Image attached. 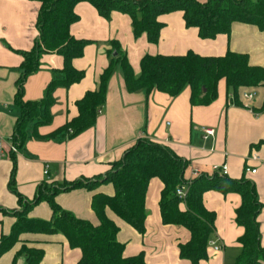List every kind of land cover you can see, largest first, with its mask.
I'll return each instance as SVG.
<instances>
[{
	"label": "crops",
	"instance_id": "crops-1",
	"mask_svg": "<svg viewBox=\"0 0 264 264\" xmlns=\"http://www.w3.org/2000/svg\"><path fill=\"white\" fill-rule=\"evenodd\" d=\"M204 3L206 0H198ZM40 3L34 0H0V240L10 235L20 212V196L26 204L34 200L43 185H62L79 179L95 180L107 174L125 152L139 139H150L172 149L189 162L185 178L193 173L213 176L226 165L228 177L240 180L244 175L257 190L262 209L258 215L261 246L264 248V87L239 88L237 97L221 80L218 98L208 106H193L189 87L176 97L153 90L130 92L120 65H116L108 80L106 102L98 110L95 124L74 135L60 132L66 124L78 117L77 102L89 92L98 89L100 79L113 59V44L117 43L125 55L134 75L141 74V60L146 55H185L193 51L201 56L221 57L228 52L247 54L252 66L264 68V31L254 25L236 23L230 35L215 39H201L196 28H186L181 12L159 17L164 24L158 44H151L147 34L135 38L131 18L127 14L112 12L108 19L99 15L87 2L79 3L75 13L79 20L71 26V35L89 41L82 58L73 66L84 71V78L70 87L57 86L52 91L53 105L49 107L48 123L36 120L27 126L24 147L13 153L16 121L21 114L15 104L17 82L22 75L24 52L33 49L39 37L37 21ZM39 70L30 75L23 87L24 101L44 100L51 82L62 80L64 58L57 54H44ZM253 98H249V95ZM238 101V104L235 103ZM101 111V113H99ZM203 127H212L216 134L204 139ZM257 153L259 159L252 160ZM14 189L9 183L14 167ZM255 169L256 173L245 172ZM163 184L152 179L146 196L145 234L118 218L110 209L106 215L119 227L117 240L125 245L124 256L144 253L146 264H192L179 256V245L191 236L180 226L164 225L159 202ZM113 195L111 184H99L95 190L75 189L61 192L55 203L76 218L99 224L92 208L95 194ZM206 210L215 213V231L207 248V259L199 264H235L241 254L239 239L245 229L236 222V212L242 205L239 194L208 191L203 195ZM182 210L186 206L182 204ZM52 210L41 202L28 209L27 218L50 221ZM210 242H216V251ZM44 251L40 264H79L82 253L72 249L61 234L23 233L14 246L0 256V264H28L21 250Z\"/></svg>",
	"mask_w": 264,
	"mask_h": 264
},
{
	"label": "trees",
	"instance_id": "trees-1",
	"mask_svg": "<svg viewBox=\"0 0 264 264\" xmlns=\"http://www.w3.org/2000/svg\"><path fill=\"white\" fill-rule=\"evenodd\" d=\"M40 3L37 21L39 37L33 49L24 52L21 66L22 75L17 82L15 104L21 114L16 121L13 145L18 150L24 147L27 140V126L35 123L40 112L50 121L48 109L53 105L52 91L57 86L70 87L80 82L84 71L74 68L73 61L82 58L89 41L78 40L71 33V26L79 17L75 7L79 3H90L103 18L108 19L112 12L127 14L132 21L135 38L147 34L151 44H158L164 24L159 17L174 12H181L186 28H196L201 39H215L218 35H230L236 23L254 25L264 31V0H34ZM116 51L117 57L112 60L100 79L99 87L87 93L77 102L79 115L66 124L60 132L71 131L78 135L92 127L98 110L106 102L108 80L115 66L120 65L126 87L130 92L153 90L171 97L179 95L184 88L191 91L193 106H208L218 98V86L225 80L229 89L237 97L239 88L264 87V68L252 66L247 54L228 52L221 57L201 56L189 51L185 55H146L141 60V74L136 77L125 55H121L117 43L113 44L111 54ZM44 54H57L64 58L63 79L50 83L45 98L39 102L24 101L23 87L26 79L36 73L41 66ZM238 104V101H235ZM44 104V105H43ZM264 109V103H263ZM264 143V140L261 144ZM12 170L9 186L13 193L16 164ZM189 162L179 157L172 149L150 139H139L128 149L123 158L100 179H79L39 188L35 198L28 204L31 208L46 202L52 210L50 221H38L27 218V212L16 213L17 221L10 235L0 240V256L10 250L23 233L61 234L72 249L82 253L79 264H146L144 253L125 257V245L117 240L119 227L106 215L110 209L140 235L145 234L146 196L152 179H159L163 184L159 202L164 225L180 226L190 233V240L179 245V256L192 264H199L207 259V248L211 235L215 231V213L206 210L203 195L208 191L222 194L237 193L242 198V205L236 212V222L245 229L239 239L241 254L235 264H264V248L261 246L260 224L258 215L262 204L258 200L255 184L245 175L240 180L228 176L200 175L187 180L185 172ZM246 172V169H245ZM97 183L111 184L114 194L109 196L98 193L93 196L92 208L99 219L95 225L90 221L76 218L72 213L62 210L55 203V196L61 192L75 189L93 191ZM48 188V187H47ZM179 188L186 189V198L177 196ZM19 204L23 202L18 196ZM186 206L185 210L181 205ZM21 254L26 256L28 264H40L44 251L24 247Z\"/></svg>",
	"mask_w": 264,
	"mask_h": 264
},
{
	"label": "built area",
	"instance_id": "built-area-1",
	"mask_svg": "<svg viewBox=\"0 0 264 264\" xmlns=\"http://www.w3.org/2000/svg\"><path fill=\"white\" fill-rule=\"evenodd\" d=\"M249 98H253V95H249L248 96ZM99 113H101V111H99ZM202 134H203V138L204 139H208V138H213L216 134V131L214 128L212 127H203L202 128ZM10 151L13 152V153H17L18 149L16 148L15 145H12L11 148H10ZM252 160H258L259 157H258V154L257 153H254L251 158ZM247 172H251L252 174H255L256 173V170L255 169H250V168H247L246 170ZM216 174H218L219 176H227L228 175V169H227V166L226 165H223L221 167H219L216 171H215ZM201 174L199 173V171H195L193 173V177L192 179H196L200 176ZM177 196L181 199V200H184L186 198V189L185 188H179L178 191H177ZM210 246H212L216 251L220 250V247L217 245L216 242H210Z\"/></svg>",
	"mask_w": 264,
	"mask_h": 264
},
{
	"label": "rangeland",
	"instance_id": "rangeland-1",
	"mask_svg": "<svg viewBox=\"0 0 264 264\" xmlns=\"http://www.w3.org/2000/svg\"><path fill=\"white\" fill-rule=\"evenodd\" d=\"M115 52V51H114ZM113 52V53H114ZM113 53L111 54V56H113ZM44 105V104H43ZM37 121H39L40 123H45V121H46V117L44 116V114H43V112H40V114H39V116L37 117ZM99 185V183H97L95 186H98ZM52 186L53 185H49V186H47L46 187V190H50V189H52ZM28 209H29V207H28V204H26L25 202H22L21 203V206H20V212H19V216L18 217H21V214L22 213H25V212H27L28 211ZM262 261H263V263H264V258H262Z\"/></svg>",
	"mask_w": 264,
	"mask_h": 264
},
{
	"label": "water",
	"instance_id": "water-1",
	"mask_svg": "<svg viewBox=\"0 0 264 264\" xmlns=\"http://www.w3.org/2000/svg\"><path fill=\"white\" fill-rule=\"evenodd\" d=\"M113 57L114 58L117 57V52L116 51L113 53Z\"/></svg>",
	"mask_w": 264,
	"mask_h": 264
}]
</instances>
